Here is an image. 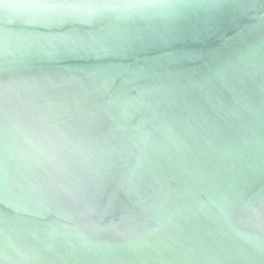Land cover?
I'll return each instance as SVG.
<instances>
[{
  "label": "water",
  "instance_id": "95a60500",
  "mask_svg": "<svg viewBox=\"0 0 264 264\" xmlns=\"http://www.w3.org/2000/svg\"><path fill=\"white\" fill-rule=\"evenodd\" d=\"M0 264H264V0H0Z\"/></svg>",
  "mask_w": 264,
  "mask_h": 264
},
{
  "label": "snow or ice",
  "instance_id": "6c2138e0",
  "mask_svg": "<svg viewBox=\"0 0 264 264\" xmlns=\"http://www.w3.org/2000/svg\"><path fill=\"white\" fill-rule=\"evenodd\" d=\"M105 4H112L118 2V0H102ZM125 2L132 3L139 6H155L168 2V0H125Z\"/></svg>",
  "mask_w": 264,
  "mask_h": 264
}]
</instances>
